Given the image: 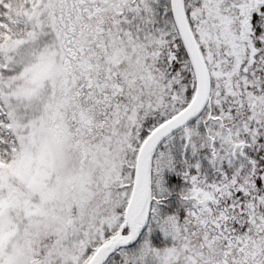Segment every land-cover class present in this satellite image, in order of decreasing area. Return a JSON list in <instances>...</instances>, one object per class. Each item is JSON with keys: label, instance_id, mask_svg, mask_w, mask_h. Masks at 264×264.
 Here are the masks:
<instances>
[{"label": "snow or ice", "instance_id": "6c2138e0", "mask_svg": "<svg viewBox=\"0 0 264 264\" xmlns=\"http://www.w3.org/2000/svg\"><path fill=\"white\" fill-rule=\"evenodd\" d=\"M0 264H264V0H0Z\"/></svg>", "mask_w": 264, "mask_h": 264}]
</instances>
